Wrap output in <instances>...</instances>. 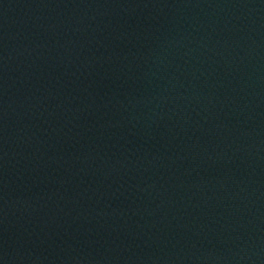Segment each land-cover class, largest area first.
Instances as JSON below:
<instances>
[{
  "label": "water",
  "instance_id": "1",
  "mask_svg": "<svg viewBox=\"0 0 264 264\" xmlns=\"http://www.w3.org/2000/svg\"><path fill=\"white\" fill-rule=\"evenodd\" d=\"M0 264H264V0H0Z\"/></svg>",
  "mask_w": 264,
  "mask_h": 264
}]
</instances>
